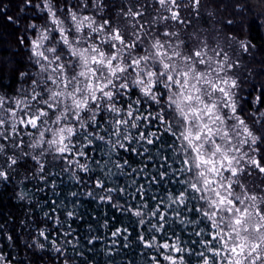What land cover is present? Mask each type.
I'll use <instances>...</instances> for the list:
<instances>
[{
	"label": "clouds",
	"instance_id": "obj_1",
	"mask_svg": "<svg viewBox=\"0 0 264 264\" xmlns=\"http://www.w3.org/2000/svg\"><path fill=\"white\" fill-rule=\"evenodd\" d=\"M0 264H264V0H0Z\"/></svg>",
	"mask_w": 264,
	"mask_h": 264
}]
</instances>
